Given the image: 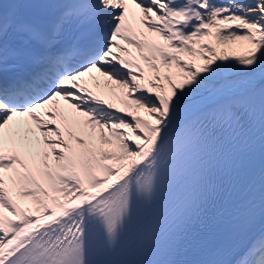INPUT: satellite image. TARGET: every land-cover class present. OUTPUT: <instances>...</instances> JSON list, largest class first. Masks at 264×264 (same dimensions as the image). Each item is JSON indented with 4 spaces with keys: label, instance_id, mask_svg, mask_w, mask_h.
Returning a JSON list of instances; mask_svg holds the SVG:
<instances>
[{
    "label": "snow or ice",
    "instance_id": "snow-or-ice-1",
    "mask_svg": "<svg viewBox=\"0 0 264 264\" xmlns=\"http://www.w3.org/2000/svg\"><path fill=\"white\" fill-rule=\"evenodd\" d=\"M142 226L154 264H264V0H0V264H124Z\"/></svg>",
    "mask_w": 264,
    "mask_h": 264
},
{
    "label": "rangeland",
    "instance_id": "rangeland-1",
    "mask_svg": "<svg viewBox=\"0 0 264 264\" xmlns=\"http://www.w3.org/2000/svg\"><path fill=\"white\" fill-rule=\"evenodd\" d=\"M241 52H242V49L237 48L235 54H240ZM230 54H232V53L230 52Z\"/></svg>",
    "mask_w": 264,
    "mask_h": 264
},
{
    "label": "bare ground",
    "instance_id": "bare-ground-1",
    "mask_svg": "<svg viewBox=\"0 0 264 264\" xmlns=\"http://www.w3.org/2000/svg\"><path fill=\"white\" fill-rule=\"evenodd\" d=\"M231 239L227 242V244L225 246H227L230 243Z\"/></svg>",
    "mask_w": 264,
    "mask_h": 264
}]
</instances>
